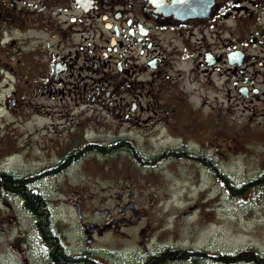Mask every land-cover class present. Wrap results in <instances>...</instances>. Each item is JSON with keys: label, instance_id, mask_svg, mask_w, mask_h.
I'll return each mask as SVG.
<instances>
[{"label": "flooded vegetation", "instance_id": "obj_1", "mask_svg": "<svg viewBox=\"0 0 264 264\" xmlns=\"http://www.w3.org/2000/svg\"><path fill=\"white\" fill-rule=\"evenodd\" d=\"M31 48L41 59L51 55L43 84L28 83L31 91L84 108L67 131L84 129L96 111L99 118L114 119L110 124L118 123L113 127L120 134L101 142L73 139L57 162L33 171L0 168V205L6 211L0 208V264H124L108 262L93 248L127 223L111 220L108 211L92 213L107 218L93 221L83 204L72 201L75 211L80 208L76 216L85 245L71 243L46 201L49 183L101 151L131 153L144 169L167 165L174 174L191 168L185 177L195 185L204 176L222 188L223 158L240 154L241 146L250 150L245 156L260 157V171L244 182L264 177V0H0V82L25 79L22 59ZM9 102L18 104L11 98L9 110ZM235 131L241 135L233 138ZM136 137L160 152L145 158L133 143ZM161 139L170 142L161 146ZM5 176L22 182L27 195L2 184ZM7 200L30 220L27 229L21 216L10 219ZM134 205L135 216L122 207L115 212L131 213L139 224L146 216ZM146 245L139 244L143 254L136 264H195L184 257L190 251L203 254L198 263L217 264L220 256L182 247L150 252Z\"/></svg>", "mask_w": 264, "mask_h": 264}, {"label": "rangeland", "instance_id": "obj_2", "mask_svg": "<svg viewBox=\"0 0 264 264\" xmlns=\"http://www.w3.org/2000/svg\"><path fill=\"white\" fill-rule=\"evenodd\" d=\"M28 51L31 54L25 52L22 59L24 70L21 73L25 79L19 76L18 81L15 77L10 78V84H7V80L0 82V168L33 171L46 163L57 162L60 155L69 150L67 146L73 139L79 143L85 136L88 140L101 142L120 134L119 129L113 127L114 124L116 127L120 125L116 122L110 124L114 119L99 118L96 111L84 129L67 131L70 125H75L76 117L82 115L84 108L74 107L76 105L69 98L60 102L57 97L49 99L31 91L28 83L43 84L40 77L46 70L45 61L47 58L50 60L51 55L47 54L41 59L36 49ZM27 55L30 57L26 62ZM11 98L16 99L18 104L12 106L9 102L13 107L9 110L6 102ZM156 134V138L166 136ZM240 135L237 131L230 133L233 138ZM136 141L133 143H137L139 153L145 158L160 152L155 151V145L151 148L153 144L143 146L139 137H136ZM159 141H164L160 144L164 146L169 144L170 139ZM229 142L234 147L239 145L234 140ZM239 148L240 154L238 152L237 155L223 158L221 168L231 181L241 184L260 171V157H247L245 154L250 150ZM133 157L131 153L122 151L110 154L101 151L99 155L86 157L68 175L49 183L51 194L45 193L46 201L58 215L54 222H58V217L63 220L62 224L57 225L65 229L68 242L80 241L81 245H85L76 211L71 204L77 200L83 204L86 216L93 221L107 218L93 217L92 213L96 215L103 211L106 214L108 211L111 220L121 219L123 223H132L120 224L118 230L106 235L93 248L104 252L108 262L114 260L117 263L136 264L143 254L138 247L140 243L147 244L146 249L150 252L164 247H182L223 255L250 249L264 257V189H259L253 196L246 193L238 198H229L223 188L207 177L197 178L195 185L196 182L191 181L193 177H185L191 168H183L174 174L168 171L170 166L167 165L144 169L138 166ZM6 202L10 206L7 207L10 219L21 216V222L27 229L30 220L16 210L18 203L11 200ZM131 203L136 204L138 211L146 216L139 224L131 213L119 215L115 212V207L124 208ZM4 206L2 203L0 208L5 213ZM186 214L188 216L181 217ZM13 227L19 232L18 225ZM141 229L146 231L143 236H140ZM17 232L13 230V235ZM30 235L33 236L32 230ZM145 236L148 242L143 241Z\"/></svg>", "mask_w": 264, "mask_h": 264}, {"label": "trees", "instance_id": "obj_3", "mask_svg": "<svg viewBox=\"0 0 264 264\" xmlns=\"http://www.w3.org/2000/svg\"><path fill=\"white\" fill-rule=\"evenodd\" d=\"M4 178L5 179L1 181L2 184L3 183L11 184L12 187L15 188L17 193H19L18 195L20 196L27 195V193L25 192V187L22 185V182L20 183V181L18 180L19 181L18 182L16 179H12V181L11 180L9 181L8 177L6 176ZM222 184H223L222 188L224 189V192L228 195L229 198H238L246 193H251L250 196H253L256 193V191L264 188V177H259L244 182L240 185H237L223 175ZM29 202L32 203V205L34 206L36 205V202H34L33 200H30ZM47 229H45L44 232H46ZM200 256H203V254L198 255L192 251L188 252L187 254L184 253V257L190 258L193 261L200 260ZM203 259H206V257L204 256ZM216 263L217 264H264V257L260 256L258 253H256L253 250L244 249V250H239L234 254H223L217 256Z\"/></svg>", "mask_w": 264, "mask_h": 264}, {"label": "water", "instance_id": "obj_4", "mask_svg": "<svg viewBox=\"0 0 264 264\" xmlns=\"http://www.w3.org/2000/svg\"><path fill=\"white\" fill-rule=\"evenodd\" d=\"M134 208H135V205L134 204H131V205H127L124 209L131 211L132 214L135 216L137 213L134 210ZM76 214H77L78 217H80V208L79 207H77ZM184 216H188V214L182 215L181 217H184Z\"/></svg>", "mask_w": 264, "mask_h": 264}]
</instances>
